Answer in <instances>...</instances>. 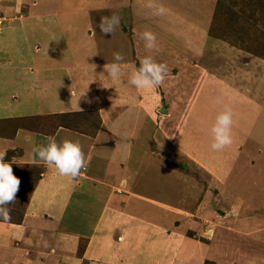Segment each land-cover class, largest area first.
<instances>
[{
    "label": "rangeland",
    "instance_id": "rangeland-1",
    "mask_svg": "<svg viewBox=\"0 0 264 264\" xmlns=\"http://www.w3.org/2000/svg\"><path fill=\"white\" fill-rule=\"evenodd\" d=\"M79 1L83 2L80 9L86 11L89 18H85L83 12L74 13L69 7L60 8L57 0H0V60L9 63L8 68L13 72L7 76L10 85L22 79L27 66L31 79L38 77L40 70L51 69L57 80L67 83L66 75L55 69L74 66V63L77 66L87 63L89 68L99 65V68L104 63H113L115 52L124 57L123 75L128 77L142 57L151 55L157 63L167 65L164 83L156 89L145 90L125 84L123 93L126 98L137 93L143 102L139 109L149 108L143 112L146 116L139 110L142 128L138 142L143 144L140 152L148 147L149 151L154 150L159 145L154 142L161 136L162 144H166L167 139L173 140V136L181 132H189L191 142L199 140L201 145L202 142L207 145L212 141L210 130L216 116L225 106L231 108L232 140L240 138L241 143L234 148L233 164L226 148L210 158L220 166L222 163L220 169L227 174L220 175L221 183H206L207 176L194 171L195 181L202 184L204 194L210 190L211 197L199 193L194 195V203L189 204V207L194 205L190 207L193 218L200 219L191 236L206 247L202 264H264V0ZM150 2L154 7H148ZM159 6L167 10L165 14H155ZM21 14L28 17L18 19ZM112 15L119 16L120 25L112 35L107 34L111 45L106 55L98 24L101 17ZM117 30H124L132 42L130 53L122 41L119 44L115 39ZM144 31L156 35L158 50L145 49L140 38ZM125 55L130 58L126 59ZM81 69L73 70L72 76H82ZM43 84L45 90L56 88L49 78ZM33 85L29 81L16 85L13 92L18 95V101L25 102L24 108L29 107L28 112L35 114V106L45 103L46 99L36 97L38 90L35 91ZM56 85L60 88V84ZM26 87L30 88L24 92ZM63 95L62 91L60 99ZM247 97L252 98L253 105L244 102L248 101ZM124 100L121 98L117 105L118 114L128 107ZM163 109L166 113H161ZM78 117L58 118L53 124L68 122L71 127L79 128ZM120 119L123 125L129 126L124 117ZM50 121V118L39 119L37 123L30 118L25 124L45 132L44 122L49 126ZM148 133L154 141L145 137ZM156 149L160 153L164 150ZM211 150L210 146L206 152ZM164 153L173 172H181L184 164L177 158L176 149L166 148ZM130 167L134 172L138 169L136 165L130 164ZM137 171V175L148 173L168 191H174L177 185L169 176L177 174L158 175L155 165ZM172 196L175 201V194ZM7 207L11 222L23 216L19 200L15 199ZM145 211L152 213L145 206L139 213ZM33 242L37 244V240ZM45 245L50 247L52 243ZM175 259L172 264H176Z\"/></svg>",
    "mask_w": 264,
    "mask_h": 264
},
{
    "label": "crops",
    "instance_id": "crops-1",
    "mask_svg": "<svg viewBox=\"0 0 264 264\" xmlns=\"http://www.w3.org/2000/svg\"><path fill=\"white\" fill-rule=\"evenodd\" d=\"M74 1L57 0V4L60 8L73 9L74 13L83 12L89 18L80 9L83 2ZM22 17L28 16L21 14L18 19ZM115 34L117 42L122 41L130 53L132 42L124 30H117ZM101 37L107 48L105 53L109 55L111 41L108 35ZM8 64L0 60V152L6 153L4 161L11 164L13 174L21 181L16 199L22 203L23 216L17 222L0 221V264H172L174 258L176 264H202L206 247L191 236L200 219L193 218L190 207L194 205L189 207V204L194 203V195L204 194L202 184L192 175H206L204 182L214 184L221 183L220 175H227L220 169L222 163L220 166L210 159L221 151L206 152L213 138L207 145L201 141V145L198 139L191 142V135L185 130V134L181 132L173 140L167 139L166 144H162V136L155 141V145L159 144L156 148L176 149L177 158L184 165L181 172H173L163 156L164 150L149 151L148 147L140 152L143 144L138 142L142 128L139 110L143 113L149 108L139 109L142 101L137 93L128 98L124 96L128 77L122 75L119 82L113 81L105 71V65L110 63L99 68V65L89 68L87 63L81 66L74 63V66L55 69L66 75L67 83L57 80L51 69L40 70L41 76L37 74L38 77L31 79L27 66L22 79L12 85L7 78L13 73ZM121 66L124 71L123 62ZM77 68H82L83 75L74 78L73 70ZM48 78L55 84V90H45L43 82ZM28 81L35 84L32 88L38 90L36 97L46 99L45 103L35 106V114L28 112L30 108L25 109V102L18 101V95L13 92L15 87ZM62 91L64 95L60 99ZM121 98L125 99L126 107H131L118 114L115 110ZM246 99L245 103L252 104V98ZM76 115L81 122L79 128L71 127L68 122L53 124L58 118ZM143 116L146 115L143 113ZM121 117L129 126L122 124ZM30 118L37 123L39 119L51 121L49 126L44 122L47 127L44 132L28 127L25 120ZM50 137L58 144L65 140L80 144L86 160L76 179L59 175L54 167H47L43 162L31 164L32 147L46 145ZM145 137L154 141L150 133ZM240 143L239 138L226 147L232 164L236 156L234 148ZM130 164L136 165L137 170L155 165L158 175L177 174L169 175L177 181L174 191L166 190V186L148 173L137 175L138 171L134 172ZM205 194L206 198L211 197L210 190ZM144 206L152 213H139ZM45 243L52 245L46 247Z\"/></svg>",
    "mask_w": 264,
    "mask_h": 264
},
{
    "label": "clouds",
    "instance_id": "clouds-1",
    "mask_svg": "<svg viewBox=\"0 0 264 264\" xmlns=\"http://www.w3.org/2000/svg\"><path fill=\"white\" fill-rule=\"evenodd\" d=\"M148 7L154 5L150 2ZM167 10L163 6L155 8V14L163 15ZM120 25L118 15L101 17L98 27L102 34H113ZM140 38L144 41L147 51L158 50L156 35L151 31H144ZM114 62L105 65L107 76L113 81L119 82L123 71L121 63L124 57L119 52L113 53ZM168 74L166 64L157 63L151 55L140 59L139 66L128 76V83L136 89H156L160 87ZM231 108L225 106L224 110L215 118L211 127L213 151H222L233 143L231 128L233 123ZM6 153L0 152V221L10 222L11 212L7 207L15 201L21 181L13 174L10 163L4 161ZM85 154L79 143L65 140L57 143L54 138H49L46 145H35L31 149V164L37 165L43 162L47 167H54L59 175L76 179L85 166Z\"/></svg>",
    "mask_w": 264,
    "mask_h": 264
},
{
    "label": "water",
    "instance_id": "water-1",
    "mask_svg": "<svg viewBox=\"0 0 264 264\" xmlns=\"http://www.w3.org/2000/svg\"><path fill=\"white\" fill-rule=\"evenodd\" d=\"M161 113H166V110L165 109L161 110Z\"/></svg>",
    "mask_w": 264,
    "mask_h": 264
},
{
    "label": "trees",
    "instance_id": "trees-1",
    "mask_svg": "<svg viewBox=\"0 0 264 264\" xmlns=\"http://www.w3.org/2000/svg\"><path fill=\"white\" fill-rule=\"evenodd\" d=\"M263 54H264V52H263Z\"/></svg>",
    "mask_w": 264,
    "mask_h": 264
}]
</instances>
